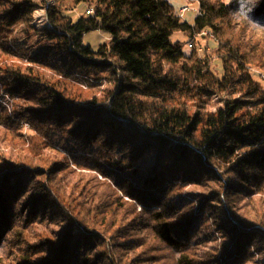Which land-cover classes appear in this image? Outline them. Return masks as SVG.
<instances>
[{
  "label": "trees",
  "instance_id": "trees-1",
  "mask_svg": "<svg viewBox=\"0 0 264 264\" xmlns=\"http://www.w3.org/2000/svg\"><path fill=\"white\" fill-rule=\"evenodd\" d=\"M189 1L194 23L170 0H0V257L23 206L64 234L16 264L133 263L141 224L119 195L78 199L68 159L139 204L174 264H264V0ZM19 27L41 52L18 44ZM92 31L110 39L95 50ZM204 32L216 46L201 56ZM189 186L205 192L170 198Z\"/></svg>",
  "mask_w": 264,
  "mask_h": 264
},
{
  "label": "rangeland",
  "instance_id": "rangeland-1",
  "mask_svg": "<svg viewBox=\"0 0 264 264\" xmlns=\"http://www.w3.org/2000/svg\"><path fill=\"white\" fill-rule=\"evenodd\" d=\"M176 6L178 10H181L183 8H186L187 10L184 12H181L183 17L190 23H194L195 18L198 14L199 6L198 4L194 3L192 4L189 0H171ZM89 10H93V8H90ZM84 8H78L75 11V17H80L81 15H84ZM34 21L33 26H37L38 28H43L47 25V14L44 10H40L34 14ZM23 28L19 27L16 31V40L20 36ZM207 33H203L198 36L196 43L198 45V54L201 56H204L205 52H211L213 48H215L216 44L215 42L209 41L210 38L206 39ZM38 36H34L31 40L29 39L28 35H22L18 39V44L25 48L26 50H34V54H37L38 52H41L43 48L34 46L38 42ZM110 39V36L108 33L104 31H92L85 35L84 42L87 45H90L93 47V49L97 50L98 47L107 42ZM173 40H181L186 41L187 38L183 35L176 34L173 37ZM45 47V46H43ZM185 51L189 53L188 46L185 48ZM212 65L213 69L216 72L217 75H221V64L218 60H216L215 56L212 58ZM259 73L257 70H255V77L258 79ZM260 80L262 84H264V74L260 75ZM216 105V102L213 103ZM213 105V106H214ZM29 126L26 125L24 127L25 133H30ZM54 159L56 158L60 160H64V157L62 155H58L57 157L53 156ZM66 159V158H65ZM40 164V163H38ZM66 166H69L70 169L65 175V179L67 181V186L69 190L72 188L77 193H80L78 199L82 200L83 202L87 203V200H84V197L86 194H91V200L97 202V204H100L103 202L108 194H112V196L117 199L115 196L119 195L120 202L125 206L126 212H127V219H131L132 216L136 217V222L138 224H141L138 228L139 231V237L140 242L139 245H144L134 251H130V253L127 254L126 257L129 259H133L132 264L142 263L144 262V258H147L148 256H151L150 259H146L152 264L155 262H158L157 264H174L172 260V255L167 251V248L162 245L159 241L158 236L156 235L155 230H153L152 226L154 223L147 218V214L142 211V208L137 204L136 202H133L132 199L125 197L123 193L119 192L117 194L115 190V186L113 185L112 181L108 178H104L99 172L95 170H90L87 168H77L75 165L72 164L71 161L68 159L65 160ZM71 170V171H70ZM101 182L105 185V187H101L98 183ZM209 186V184H208ZM205 192V188L198 189L194 186H189L186 189H182L179 193L171 195L170 198L173 197V199L178 200L179 202L183 199H188L189 201L194 200L193 194L195 196L200 195L201 193ZM104 197V199L101 200V197ZM106 196V197H105ZM97 197V199H96ZM26 209L23 208V206H18L15 211V221L12 223L11 226H14L16 231L12 233L11 235L10 230L12 227L10 225H6L7 229H4L2 231V236H6L5 238H8V245H5L3 247V250L1 253H5L0 259L7 261L9 264L17 263L20 260V256L26 255V253L30 254L37 258L39 254H41V246L44 244V240L48 237L53 236H60V233H63V225L64 220L59 219V223H53V216L49 218H44L41 216H38V211H34L31 214V217L26 218ZM46 212V210H45ZM29 216V215H28ZM19 217V218H18ZM56 218V217H55ZM22 219V220H20ZM58 220V218H56ZM203 223V232L205 234H211L213 230V222L212 221H202ZM61 237V236H60ZM211 240H215L214 237H211ZM1 243V242H0ZM196 244V242H195ZM209 245L203 241V246L199 247L198 249H194V252H202L208 248ZM204 253V252H203Z\"/></svg>",
  "mask_w": 264,
  "mask_h": 264
},
{
  "label": "built area",
  "instance_id": "built-area-1",
  "mask_svg": "<svg viewBox=\"0 0 264 264\" xmlns=\"http://www.w3.org/2000/svg\"><path fill=\"white\" fill-rule=\"evenodd\" d=\"M187 9L186 8H183L182 10H181V12H184V11H186ZM94 13V10H88L87 11V14L88 15H91V14H93ZM190 47H192V44L190 45Z\"/></svg>",
  "mask_w": 264,
  "mask_h": 264
},
{
  "label": "clouds",
  "instance_id": "clouds-1",
  "mask_svg": "<svg viewBox=\"0 0 264 264\" xmlns=\"http://www.w3.org/2000/svg\"><path fill=\"white\" fill-rule=\"evenodd\" d=\"M170 2H171V0H170ZM226 2H230V0H226ZM237 3H239V0H237ZM254 23L261 24L260 21H254Z\"/></svg>",
  "mask_w": 264,
  "mask_h": 264
}]
</instances>
